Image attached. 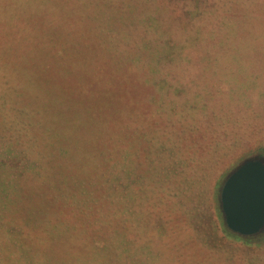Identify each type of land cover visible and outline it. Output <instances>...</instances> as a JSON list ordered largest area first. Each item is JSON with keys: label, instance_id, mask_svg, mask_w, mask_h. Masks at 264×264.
<instances>
[{"label": "trees", "instance_id": "obj_1", "mask_svg": "<svg viewBox=\"0 0 264 264\" xmlns=\"http://www.w3.org/2000/svg\"><path fill=\"white\" fill-rule=\"evenodd\" d=\"M33 1L32 7H26L20 5L21 0H13L15 4L18 2L17 9H43L46 16V19L36 18L29 22L23 29L24 35H15L22 45L30 46L29 59L43 60L44 63L43 77L30 75L33 81L37 80L32 82L34 90L31 92L67 98L70 89L65 85L78 70L81 78L78 85L82 89L80 98L90 99L81 101L72 118L66 116V124L62 126L66 131L92 130L98 143L95 157L98 170L89 183L94 190L90 192L82 185L79 186L83 196L89 198L86 201L89 204L80 205L78 201L79 204L70 206V201L60 202L62 199L56 193L44 196L46 200H50L51 206L43 212V238L50 241L61 240L68 247L67 254L78 253L80 247L83 250L82 257L87 259L94 256L120 259L125 253L122 242L125 241L123 233H126L123 222L126 210L124 174L125 171L127 173V160L134 158L137 165L141 164V170L148 166V170L144 171L146 174L161 173L159 177H164V165L157 161L155 150L153 153L148 152L153 148L151 134L155 131L151 129L156 122H151L144 114L154 106L167 113L173 112L178 101L183 110H187L191 102L197 106L202 97H206L202 105L209 125H213V119H209L210 114L221 117L234 110L241 115L245 113L246 106L253 108L254 102L263 109L264 90H259L255 98L251 90L256 83L252 79H257L260 75L248 72L247 68L252 64L264 63V20L240 17V12H249V9L247 6H238V1L234 0ZM43 21H46L45 28L36 25V22ZM36 45L44 48L35 47ZM7 57L12 59L9 52ZM13 58L20 60L19 54L14 53ZM187 67H192L188 69L190 74L186 72ZM126 71L129 74H125ZM21 77L22 73H14V79ZM0 80L1 87L11 86L8 84V70L3 66L0 68ZM146 80H155L160 85L151 90V95L147 94V90L143 92L146 87H142V84ZM172 87L174 92L180 89L181 95L187 94V99H176ZM158 89L159 92H156ZM1 91L0 108L11 109L14 114L11 119L12 129L10 126L3 134H9V131L13 134L19 128L18 121H21L26 128L20 130L19 136L25 138V143L31 140V146H35L38 137L31 131L32 122L24 116L23 105L12 101V94H17V91L12 86ZM158 94H163L164 97ZM38 112L34 111L33 115ZM139 112L143 113V119ZM246 115V118L258 116L253 109ZM22 118L26 122L20 120ZM49 118L48 121L59 118V114L49 113ZM59 130L61 131L60 128ZM190 130L196 137L201 135L206 139L204 134L197 133L194 126ZM207 132L209 131L206 130L205 133ZM15 140L16 143L12 144L9 138L5 145L11 156L0 157V197H10L13 191L10 184L12 176L6 171V167L12 168L14 164L13 169L17 173L18 169L24 168L25 159L30 155L26 149L18 150L20 140ZM194 143L198 141L195 140ZM194 147L196 151L199 149L197 144ZM136 149L138 151L135 154L133 150ZM12 150L17 151L16 154H12ZM19 151L27 154V157L22 160ZM32 164H36L35 160L27 165L31 171L34 167ZM152 175L150 178L154 179ZM107 190L114 191L115 195L107 197L104 193ZM143 198L142 203L148 201L144 194ZM69 200L73 201L74 198L70 196ZM107 200H110L111 210L106 208ZM89 205L97 207L96 210H91L93 207ZM157 205L158 201L151 197L147 210L155 211ZM105 213L107 214L103 215ZM41 216L44 220L42 213ZM157 217V223L166 221L160 214ZM1 218L0 212V222ZM75 220H81L82 225L86 226H79ZM18 224L7 222L0 229H6L5 235L1 234V237L7 239L4 255H7L8 243L20 242L17 237L12 236V231L19 227ZM222 228L224 236L221 238H238L224 224ZM15 232L19 236L20 232ZM88 232L98 234V239L89 240L91 247L79 243L85 241L81 235ZM116 232L115 241H111ZM209 238L208 245L220 241L221 246V238ZM18 248L23 250L24 244H19ZM45 250H40L41 256L49 253V250ZM3 256L0 257V264H5Z\"/></svg>", "mask_w": 264, "mask_h": 264}, {"label": "rangeland", "instance_id": "obj_2", "mask_svg": "<svg viewBox=\"0 0 264 264\" xmlns=\"http://www.w3.org/2000/svg\"><path fill=\"white\" fill-rule=\"evenodd\" d=\"M234 1H238L236 3L238 6H247L249 9V12H240V17L264 20V0ZM40 2L44 3L45 0ZM17 4L18 2L15 4L13 0H0V64L6 71L8 70V84L17 91V94H12V101H18L23 105L24 116L32 122L31 131L33 135H37L38 140L35 146H31V140L27 142L28 144L25 143V138L19 136L20 130L26 128L21 121H18L19 128L14 130L13 134L12 131L3 134L10 126L12 129L11 119L14 114L11 109L0 108V157L11 156L8 153V146H5L9 138L12 144L16 143L15 139H19L18 150L23 148L30 154L27 157V154L19 151L22 160L25 156L27 158L24 168L18 169L17 173L13 169L14 164L12 168L6 167V171L12 176L10 184L13 191L10 197H0L2 214L0 229L4 228L7 222L19 223V227L12 231V236L17 237L20 242L12 241V245L8 243L7 255H4L6 251L4 244H7V239L1 237V234L5 235L6 229L0 230V244L3 245L2 248L0 245L2 250L0 257L4 255L3 262L5 264H264V232L250 239L239 236L221 238L224 232L218 202L220 184L231 168L246 157L255 155L264 157V107L262 109L257 102L253 103V108L246 106L245 113L241 115L234 110L221 117L210 114L209 119H213V125L207 122L208 118L202 105L206 97H202L197 106L196 103L191 102L187 110H183L179 101L173 112L167 113L164 109L160 110L155 106L147 110L144 116L151 119V122H156L151 129L155 131L151 134L153 148L148 152L153 153L155 150L157 161H161L164 165L162 166L164 177H159L161 173L150 174L154 178L151 179L150 175L144 172L148 170V166L141 170V164L137 165L134 158L127 160V173L125 171L124 174L126 210L124 209L123 223L126 233H123L125 240L122 242L125 247L123 258L94 256L87 259L82 257L83 250L80 247L77 251L80 255L67 254L68 247L61 240L50 241L43 238L45 236L41 230L42 224L45 223L43 212L51 206L50 200H46L44 196L56 193L62 199L60 202L70 201V206L76 203L89 204L86 202L89 198L83 196L79 186L82 185L90 192L94 190L89 183L98 170L95 165L98 143L93 137L95 132L91 133L92 130L66 131L62 126L66 124L65 118H72L81 101L86 102L90 99L80 98L82 89L78 85L81 82L78 70L65 85L70 89L67 98L60 99L45 93L31 92L34 90L32 82L37 80L33 81L30 75L43 77L44 63L43 60L29 59L30 46L22 45L16 40L15 35L18 33L24 35L23 29L29 22L36 18L46 19V16L43 9H17ZM20 5L32 7L34 1L21 0ZM36 25L45 28L46 21L36 22ZM35 47L44 48L40 45ZM7 52L12 55V59L7 57ZM14 53L19 54L21 61L14 60ZM188 69L192 67L186 69L187 74H190ZM247 71L260 75L259 78L252 79L256 82L251 89L255 98L259 90H264V63L252 64L248 66ZM14 73H22L21 79H14ZM125 74H129V71ZM154 81L143 82L142 87H146L143 92L147 90V94H153L151 90L160 87ZM166 84L168 86V83ZM11 86H0V91ZM173 89L174 87L172 93ZM179 90L176 89L174 92L176 99L186 100L187 94L181 95ZM156 92H159V89ZM156 92L154 95L157 94ZM158 95L164 97L163 94ZM165 100L168 102V99ZM252 109L258 116L246 118V114H250ZM34 111L39 112L34 116ZM49 113H58L59 118L48 121ZM139 113L143 119V113ZM192 126L196 128L197 133L204 134L206 139L201 135L196 137V134L190 130ZM206 130L209 132L205 133ZM138 137L141 139L140 135ZM195 140L198 143H194ZM194 144L199 147L197 151ZM137 151V149L133 150L135 154ZM16 152L12 150V154ZM218 153L220 156H217ZM14 160L13 156L12 161ZM31 160H35L38 164V167L32 164L34 166L32 171L27 166ZM1 168L0 166V171ZM82 179L85 181L81 182ZM104 193L107 197L115 195L112 190ZM143 194L145 199H148L144 203H142ZM70 196L74 198L73 201L69 200ZM54 197L58 198L57 195ZM151 197H155V201H158L155 211L147 210ZM107 201L106 208L111 210L110 200ZM90 207H93L91 210L97 208ZM40 209L42 210L39 211ZM159 214L166 220L162 224L155 222ZM75 221L79 226L85 225H82L81 220ZM38 222L41 223L37 225ZM15 231L20 232L19 236H16ZM116 236L117 232L112 235L111 241H115ZM211 236L221 238V246L220 241L208 245ZM81 238L85 241L79 243L91 247L89 240L98 239V234L88 232L81 235ZM19 244H24L23 250L17 249ZM47 245L49 246L44 248ZM39 249L49 250V253L41 256Z\"/></svg>", "mask_w": 264, "mask_h": 264}, {"label": "water", "instance_id": "obj_3", "mask_svg": "<svg viewBox=\"0 0 264 264\" xmlns=\"http://www.w3.org/2000/svg\"><path fill=\"white\" fill-rule=\"evenodd\" d=\"M225 228L243 238L264 232V157H246L223 178L218 192Z\"/></svg>", "mask_w": 264, "mask_h": 264}]
</instances>
